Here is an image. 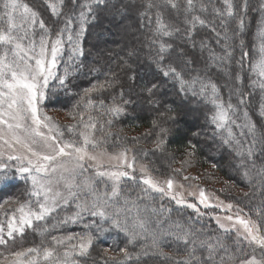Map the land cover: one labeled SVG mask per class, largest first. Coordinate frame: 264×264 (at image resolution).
Returning <instances> with one entry per match:
<instances>
[{"label": "snow or ice", "instance_id": "6c2138e0", "mask_svg": "<svg viewBox=\"0 0 264 264\" xmlns=\"http://www.w3.org/2000/svg\"><path fill=\"white\" fill-rule=\"evenodd\" d=\"M44 2L52 16L57 20L62 18L63 21L60 28L55 31V38L52 29L40 14L24 0H0V184L7 185L13 179L25 174H27L26 179L30 181L28 199L24 202L17 201L15 209L10 214L5 213L4 220H0V245H6L9 241L14 242L17 236L23 237L26 229L35 230L38 222H46L57 213L58 209L68 207L72 202L75 203V211L71 215L64 216L63 219H58L52 224V228L78 223L84 215L98 218L99 222L93 220L86 225L89 231L79 236L68 235L61 238L53 236L51 245L42 243L38 247L12 252L10 255L14 259L11 264H78L74 256L87 255L93 242L112 229L123 232L128 237L129 245H133L138 239L150 240V244L146 247L171 264H264V227L256 221L245 219L239 215V212L235 217L232 215L223 217L224 220L232 222L231 227L216 217L223 232L235 233V240L231 244L227 243L231 237L208 235L201 229L185 226L180 221L172 222L165 227L163 221L157 220L155 227H151L148 218L142 214L144 209L139 207L135 199L125 195L121 188L122 178L135 179L131 172L123 170L126 168L134 171L136 157L133 155L131 160L128 158L131 149L125 148L110 157L120 161L116 170L100 171V165L96 164L95 176L110 181V190L108 183L100 188L87 176L77 182V178L93 166L88 162H97L98 156L105 154L92 151L99 147V142L93 131L89 130L97 128V121L92 115H88L85 121L84 113H79L80 123L85 129L80 132L82 143L78 144L76 141L61 143L58 138L63 134L59 127L51 122L50 117L42 115L39 106L47 98L50 82L58 80L63 86L71 74L67 66L62 76L56 71L66 43L71 53L69 64L78 67L77 62L84 55L82 39L89 23V16L95 19L94 6L104 5L107 0H83V3L81 0H70L71 7L68 12L64 11L65 0H44ZM141 2L144 10L140 12V16L142 19H147L151 28V35L146 39L149 49L155 52L153 63L164 77H170L179 84L184 95L198 96L213 105L215 111L210 116V121L220 134L222 144L231 147L236 157L240 158L238 167L244 168V176L249 178V172L255 168L256 153L264 154V128L258 129L249 119L248 110L244 105L246 100L250 99L251 93H245L239 87L243 83L242 77L239 73L235 76L237 84L235 94L238 97V103L235 105L231 102V98L226 104L220 98L217 84L207 71L203 75L197 73L190 79L186 78V73L190 72V65L194 62L188 60L183 67H178L171 58L173 45L164 39L181 32L179 27L173 28L166 22L164 14L165 7L179 11L180 0H141ZM208 2L211 3L212 0ZM223 3L226 12L220 9L214 11L215 15L221 18L220 23L225 29L224 39L225 41L229 39L228 21L224 19L225 15L228 19H236L233 38H239L243 34L244 16L249 10V0H243L239 15L233 0H223ZM184 4V23L191 26L187 31V37L191 39L196 26H208V22L200 15L194 14L197 0H184ZM152 9L156 10L154 28L151 27ZM199 10L206 12L207 6L201 2ZM259 10L264 12V2L260 3ZM212 30L216 31L214 27ZM258 33L260 39L258 58L250 64V78L258 77V81L251 79V83L253 85L258 83L259 88L264 92V20L260 21ZM217 35L219 36L220 33L217 32ZM240 46H244L243 39H240ZM225 47H228L227 44ZM136 54L137 50L132 49L127 53V57L130 59ZM180 55H184L183 50ZM232 55V51H226L223 56L211 54L212 66L218 71L225 70V65L230 63ZM248 56V52H243L237 64L243 67V61ZM129 59L121 58L124 65L129 64ZM131 79L133 81L136 79L135 74ZM116 82V74L112 73L111 79L87 89L85 96L81 98L85 109L97 107L91 98L92 93L102 92ZM158 87V84L153 83L146 88V91L151 96ZM123 97L124 93L121 91L122 103H115L113 98L110 106L105 105L104 100L101 99L98 107L102 110V114L112 118L126 114L125 106L131 103V100H125ZM261 101L260 107L264 110V95ZM241 110H243V122L239 119ZM261 115H264V111ZM171 119L174 120V117ZM107 123L111 125L112 119ZM73 127L70 126L69 130L72 131ZM100 128L103 130L102 124ZM157 128L159 131L156 132V147L159 149L164 145L163 136L168 129L153 121V130ZM42 129H47V132ZM234 129L238 130V135ZM17 146L23 151H18ZM37 146L49 151L47 153L38 151ZM5 156L7 161H16V164L5 163ZM141 170L146 171V167H142ZM57 173H59L58 178ZM258 175H264V169H261ZM141 184L146 186L141 189L146 197H151V193H157L161 198L169 197L175 200L178 205L186 203L179 193L173 192L172 179H168L165 186L151 176H145L141 179ZM199 203L204 208L213 206L210 205L204 190L200 191ZM186 206L195 210L198 215H203L195 204L187 203ZM215 207H220L221 211L231 212L234 205L220 201ZM152 211L155 212V209ZM41 231L47 233L49 228L45 227ZM73 240L77 242L71 243ZM170 241H175L177 244L175 255L164 252ZM61 247L64 249L62 252L59 251ZM248 248H251L250 252ZM119 251L123 254L124 261L132 260L133 256L139 260L141 255V253H131L127 246ZM143 254L147 255V251ZM0 264L3 262L0 261ZM117 264H123V261Z\"/></svg>", "mask_w": 264, "mask_h": 264}, {"label": "trees", "instance_id": "16d2710c", "mask_svg": "<svg viewBox=\"0 0 264 264\" xmlns=\"http://www.w3.org/2000/svg\"><path fill=\"white\" fill-rule=\"evenodd\" d=\"M24 2L40 14L52 29L54 37L55 31L63 22L62 18L57 20L52 16L44 0H24ZM201 2L207 6L206 12L199 10ZM233 2L239 15L243 0H233ZM261 2L264 0H249V10L244 16L243 34L239 38H233L236 19H228L225 15L224 19L228 21L227 41L224 39L225 29L220 23L221 18L217 17L214 11L220 9L226 12L223 0H212L211 3L208 0H197L194 14L205 19L208 26L197 25L191 39L187 37V31L191 26L184 23V0H180L179 11L169 7L164 9L166 22L173 28L181 29L179 34L164 38L167 43L173 45L171 58L178 67H183L188 60L194 62L190 65V72L186 73V78L190 79L197 73L203 75L207 71L217 84L220 98L225 104L231 98V102L235 105L238 103L235 94L237 87L235 76L239 73L243 81L239 87L245 93H251L244 107L248 110L249 119L258 129L264 128V115H261L264 110L260 107L264 92L259 88L258 83L256 85L251 83V79L258 81L259 78L255 76L250 78V64L258 58L260 43L258 29L260 21L264 20V12L259 10ZM65 4L64 11L68 12L71 7L70 0H65ZM94 8L95 19L89 16V23L82 39L84 55L77 62L78 67L70 66L71 53L66 43L56 71L62 76L67 66L71 74L63 86L58 80H52L47 90V98L39 106L42 115L50 117L59 127L63 134L59 139L62 142L82 143L80 132L85 129L80 123L79 113H84L85 121L88 115H92L97 121V128L89 131H93L99 142V147L92 150L118 151L131 148L132 154L152 173L171 177L188 175L194 182L216 193L223 201L233 204L243 217L256 221L264 227V175H258L260 170L264 169V154L256 153L255 168L251 169L249 178H246L245 169L238 167L240 158L236 157L231 147L222 144L220 134L210 121V116L215 111L213 105L198 96L184 95L174 79L164 77L158 70L157 65L153 63L155 52L147 46L146 38L151 35V28L147 19H142L140 16V12L144 10L141 0H107L106 4L95 5ZM155 11V9L151 10L152 28L155 26ZM115 12L118 16L113 15ZM126 20L135 30L126 27L124 23ZM213 27L216 31L212 30ZM37 31L39 33L38 29ZM217 32L220 33L219 36ZM240 39L244 40L243 47L240 46ZM199 41H204L206 46L197 48L196 44ZM132 49L137 50V54L129 59L127 53ZM181 50L183 56L180 55ZM206 51H209L210 55L214 53L219 56L225 55L226 51H232L233 55L230 63L225 65V70L218 71L212 66L210 55L207 56ZM245 51L249 56L241 67L237 61ZM122 57L129 59L128 65L123 64ZM112 73L116 74L117 82L111 87H106L102 92L92 93L91 98L97 107L85 109L81 98L85 96L86 90L111 79ZM133 74L136 77L134 81L131 79ZM153 83L158 84L159 87L150 96L146 88ZM121 91L125 100H131V103L125 106L126 114L114 118L102 114V110L98 107L99 101L103 99L105 105L110 106L115 98V103L120 104ZM172 117L174 120L171 119ZM109 119H112L111 125L107 123ZM239 119L243 122V110L239 113ZM153 121L168 129L163 136L164 145L159 149L156 147V132L159 129L153 130ZM101 124L103 130L100 128ZM70 126H74L72 131L69 130ZM234 131L238 135V130L234 129ZM192 145L195 147L193 148ZM26 176L27 174L18 176L7 185L0 184V220H4L5 213L10 214L15 209L17 201L24 202L28 199L30 181ZM80 178L81 176L77 178V182L81 181ZM93 181L100 188L108 183L110 190L109 181L102 178H94ZM144 187L137 177L134 180H121L123 193L135 199L139 207L144 209L142 214L148 218L151 227H155L157 220L163 221L165 227L172 222L180 221L181 224L201 229L208 235L231 237L227 240L229 244L235 240V233L223 232L210 211L199 209L203 215H198L195 210L185 205H178L166 197L161 198L157 193H151V197H146L141 191ZM152 209H155V212ZM74 211L75 203L72 202L68 207L58 209L57 213L46 222H38L35 230L26 229L23 237L17 236L14 242L9 241L6 245H0V261L3 264H11L14 259L10 255L12 252L38 247L42 243L51 245L53 236L58 238L68 235L79 236L89 231L86 225L93 220L99 222L98 218L84 215L78 223L51 227L58 219H63ZM212 212L215 213V210ZM45 227L49 228L47 233L41 231ZM76 242V240L71 241V243ZM148 244L150 240L138 239L133 245H129L128 237L123 232L112 229L93 242L87 255L74 256V259L78 264H117L120 261H123V264H171L170 261H164L153 254V251L146 247ZM126 246L131 253H141L139 260L133 256L132 260L124 261L119 249ZM176 247V242L170 241L164 252L175 255ZM63 250V247L59 249L61 252ZM247 250L250 252L251 248ZM144 251H147V255L143 254Z\"/></svg>", "mask_w": 264, "mask_h": 264}, {"label": "rangeland", "instance_id": "374dc122", "mask_svg": "<svg viewBox=\"0 0 264 264\" xmlns=\"http://www.w3.org/2000/svg\"><path fill=\"white\" fill-rule=\"evenodd\" d=\"M113 15L114 16H118V13L115 12ZM124 23H125V25H126V27L128 29H130L132 31L135 30L134 26L131 27V24L129 23V21L126 20ZM53 38H55V36ZM202 45L203 46H206V43L204 41H199L196 44V47L200 49V48H203ZM205 53L207 54V56L210 55V52L209 51H206ZM41 113H42V111H41ZM51 122H52V120H51ZM42 130L45 131V132H47V129H42ZM59 141L61 143H63L60 139H59ZM128 149H131V148H128ZM17 150L18 151H23V149H20L19 146H17ZM37 150L38 151H41V152H45V153H47L49 151L48 149L43 148L41 146H37ZM92 151H94L96 153L104 152L105 154L102 155V156H98V161L97 162H92V161H89L88 162V164H92L93 166L88 168V171L85 172L81 176L80 180H83L85 176L90 177L92 180L94 178H99V177H96L95 176V172L97 171V168H96V164L97 163L100 165V168H99L100 171H104V170H116V168L120 164V161L115 160V159H111L110 157L112 155L118 154L121 150H118V151L92 150ZM132 156H133V154L130 151L128 153L129 160H131ZM64 159H67V158H64ZM4 162L5 163H11L12 165H15L16 164V161H7V157L6 156L4 157ZM86 167H87V165H86ZM142 167H146L145 164L142 161H140L139 159L136 158L135 159V164H134V171L131 170V169H126V168L123 169V170H127V171L131 172L134 177H137L140 180V182H141V179L143 177H145V176H151L155 181L160 182L162 185H165V182L168 179H172L174 181L173 192L174 193H179L180 194V197H182L184 199V201L186 203L183 204V205L186 206L187 203L195 204L198 209L210 211V213L213 214L214 219L216 220V223H217L216 217H219L221 219V222L222 223H224V224L228 225L229 227H231V223L232 222H228V221L224 220L223 217L224 216H227V215H232V216L235 217L238 214V211H237V209H236L235 206L233 207V209H232L231 212H228L226 210L225 211H221V208L220 207H215V205L219 204L220 201H223L222 198H220L216 193H214L211 190H209L207 188H204L200 184L194 182V180L192 178H189L188 175H183L181 177H175V176H172L171 177V176H166V175L165 176L164 175H156V174L152 173L147 167H146V171H142L141 170ZM194 171H196V170H194ZM186 174H188V173H186ZM58 177H59V173H57V178ZM185 177H187V179H185ZM102 179H105V178H102ZM122 179H128V178L127 177H124ZM223 183L227 184L226 182H223ZM227 185L229 187L231 186L230 184H227ZM201 190H204L205 195L208 197V201H209L210 205H213V206H210L208 208H204L203 205H201L199 203L200 191ZM166 198H168V199L172 200L174 203H176L175 200H173V199H171L169 197H166ZM223 202H224V204H228L229 203L228 201L227 202L226 201H223ZM212 210H215V213H213ZM239 215H241V214L239 213ZM244 218L245 219H249V218H246V217H244Z\"/></svg>", "mask_w": 264, "mask_h": 264}]
</instances>
